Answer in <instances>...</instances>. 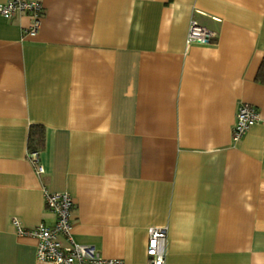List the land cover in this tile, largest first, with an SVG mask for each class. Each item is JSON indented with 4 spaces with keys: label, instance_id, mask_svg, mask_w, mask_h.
I'll use <instances>...</instances> for the list:
<instances>
[{
    "label": "crops",
    "instance_id": "crops-1",
    "mask_svg": "<svg viewBox=\"0 0 264 264\" xmlns=\"http://www.w3.org/2000/svg\"><path fill=\"white\" fill-rule=\"evenodd\" d=\"M39 1L35 35L0 16V264H49L12 225L53 224L44 190L105 258L145 264L160 226L165 264H264V0ZM192 19L211 43L186 44ZM241 102L260 119L233 141Z\"/></svg>",
    "mask_w": 264,
    "mask_h": 264
},
{
    "label": "built area",
    "instance_id": "built-area-1",
    "mask_svg": "<svg viewBox=\"0 0 264 264\" xmlns=\"http://www.w3.org/2000/svg\"><path fill=\"white\" fill-rule=\"evenodd\" d=\"M24 13L29 17V24L24 33L35 35L40 27L44 13L39 0H6L0 3V16L9 19ZM215 32L200 25L192 19L189 23L186 44L211 43ZM260 119L258 109L246 102L238 104L235 120L232 125L231 138L238 141ZM28 157L36 173L43 172L38 162V152H28ZM44 204L53 213L54 222L46 225L40 222L33 228H24L17 220L12 225L18 235L33 236L37 239L36 259L49 264H124L118 258H105L92 244H83L74 240L71 235V218L74 201L66 192H49L44 190ZM166 228L150 226L147 229L145 264H165Z\"/></svg>",
    "mask_w": 264,
    "mask_h": 264
},
{
    "label": "trees",
    "instance_id": "trees-1",
    "mask_svg": "<svg viewBox=\"0 0 264 264\" xmlns=\"http://www.w3.org/2000/svg\"><path fill=\"white\" fill-rule=\"evenodd\" d=\"M256 79L264 83V59H262ZM45 144V133L44 128L40 125H31L28 131L27 147L28 152L41 151Z\"/></svg>",
    "mask_w": 264,
    "mask_h": 264
}]
</instances>
